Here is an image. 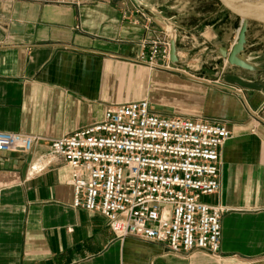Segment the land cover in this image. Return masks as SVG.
Listing matches in <instances>:
<instances>
[{"label": "crops", "instance_id": "1", "mask_svg": "<svg viewBox=\"0 0 264 264\" xmlns=\"http://www.w3.org/2000/svg\"><path fill=\"white\" fill-rule=\"evenodd\" d=\"M241 26L214 0H0V132L45 139L28 154L0 153V264H264V25L248 24L246 68L222 56ZM162 36L176 40L170 71L139 59ZM138 100L232 132L221 190L201 198L226 209L219 259L119 240L103 216L73 206L62 160L32 170L48 140Z\"/></svg>", "mask_w": 264, "mask_h": 264}, {"label": "built area", "instance_id": "2", "mask_svg": "<svg viewBox=\"0 0 264 264\" xmlns=\"http://www.w3.org/2000/svg\"><path fill=\"white\" fill-rule=\"evenodd\" d=\"M170 48L168 36L144 42L139 59L149 69L173 70ZM231 137L226 124L162 117L148 100H138L108 106L98 123L48 140L44 163L32 170L62 160L71 172L73 206L103 216L119 240L219 259L226 209L201 198L221 190L220 150ZM43 142L0 132V153L28 154Z\"/></svg>", "mask_w": 264, "mask_h": 264}, {"label": "water", "instance_id": "3", "mask_svg": "<svg viewBox=\"0 0 264 264\" xmlns=\"http://www.w3.org/2000/svg\"><path fill=\"white\" fill-rule=\"evenodd\" d=\"M224 9L235 15L242 21L238 39L228 53L223 49L222 56L231 65L246 68L248 65L240 59V55L246 44V33L249 23L264 25V0H216ZM170 57L172 64L178 62L175 36L170 40Z\"/></svg>", "mask_w": 264, "mask_h": 264}, {"label": "rangeland", "instance_id": "4", "mask_svg": "<svg viewBox=\"0 0 264 264\" xmlns=\"http://www.w3.org/2000/svg\"><path fill=\"white\" fill-rule=\"evenodd\" d=\"M215 2H217L216 0H214ZM218 3V2H217ZM219 4V3H218ZM220 5V4H219ZM230 13V12H229Z\"/></svg>", "mask_w": 264, "mask_h": 264}, {"label": "bare ground", "instance_id": "5", "mask_svg": "<svg viewBox=\"0 0 264 264\" xmlns=\"http://www.w3.org/2000/svg\"><path fill=\"white\" fill-rule=\"evenodd\" d=\"M242 22V21H241Z\"/></svg>", "mask_w": 264, "mask_h": 264}]
</instances>
